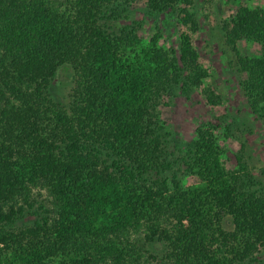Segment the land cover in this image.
I'll return each instance as SVG.
<instances>
[{"label": "trees", "instance_id": "1", "mask_svg": "<svg viewBox=\"0 0 264 264\" xmlns=\"http://www.w3.org/2000/svg\"><path fill=\"white\" fill-rule=\"evenodd\" d=\"M131 1L0 0V264H152L146 245L156 241L175 264H264V191L246 140L233 170L211 121L169 144L160 104L210 73L188 32L176 51L158 32L145 44L138 21L116 25ZM181 3L193 0H146L145 10ZM181 10L195 32L194 13ZM221 29L253 81L250 110L264 117V7L240 5ZM243 37L259 55L240 53ZM62 65L73 71L68 104L49 92ZM202 92L223 99L212 86ZM185 173L197 182L184 185Z\"/></svg>", "mask_w": 264, "mask_h": 264}, {"label": "rangeland", "instance_id": "2", "mask_svg": "<svg viewBox=\"0 0 264 264\" xmlns=\"http://www.w3.org/2000/svg\"><path fill=\"white\" fill-rule=\"evenodd\" d=\"M146 0H133L126 12L116 22L124 24L138 21L142 24L138 33L145 44L151 36L159 33L158 43L164 48L173 46L179 50L180 35L188 32L191 44L199 53L201 63L210 75L202 80L201 86L188 94L180 93L174 99H167L168 104H160L159 117L165 129L170 131L169 144H185L195 137V128L203 122L218 124L214 128L218 140L222 164L231 170L239 164V139L246 140L243 150L246 163L254 176L256 187L264 191V117H258L248 105L249 90L253 89V81L247 72L239 71L234 63L233 51L224 41L221 21L235 15L240 5L264 7V0H193L192 4L181 3L177 10H169L157 14H147ZM186 7L194 13L199 28L189 30L188 23L182 19L185 14L181 8ZM243 55H259L261 44L254 39L241 38L237 42ZM73 71L68 65H62L55 73L49 85L50 94L63 103L71 100L73 87ZM212 86L222 94V101L211 104L202 92L204 86ZM182 183L197 182L190 174L181 175ZM29 211L17 223L30 222L34 218ZM146 247L155 255L150 258L152 264H175L165 255L162 243L154 242ZM258 259L264 262V246L257 253ZM244 264H257L247 262Z\"/></svg>", "mask_w": 264, "mask_h": 264}]
</instances>
